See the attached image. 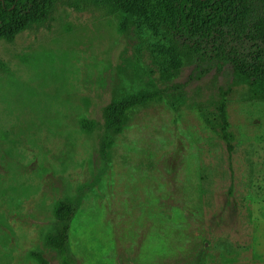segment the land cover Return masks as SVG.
I'll return each instance as SVG.
<instances>
[{
    "label": "rangeland",
    "instance_id": "374dc122",
    "mask_svg": "<svg viewBox=\"0 0 264 264\" xmlns=\"http://www.w3.org/2000/svg\"><path fill=\"white\" fill-rule=\"evenodd\" d=\"M142 2L172 29V0ZM171 46L136 13L64 3L0 41V264H58L44 238L84 184L76 264H264V87L223 64L190 81L194 65ZM148 92L160 96L126 113L100 176L102 108Z\"/></svg>",
    "mask_w": 264,
    "mask_h": 264
},
{
    "label": "trees",
    "instance_id": "16d2710c",
    "mask_svg": "<svg viewBox=\"0 0 264 264\" xmlns=\"http://www.w3.org/2000/svg\"><path fill=\"white\" fill-rule=\"evenodd\" d=\"M59 3L77 11L94 8L103 13H136L147 31L172 44V57L183 53L194 65L189 74L190 81L201 80L223 64L239 73L252 87H264V9L253 15L249 12L248 0H172L175 14L171 30L158 25L143 10L142 0H0V41L10 43L23 30L46 24ZM243 42L249 44L248 49L243 47ZM159 96V92L134 94L102 108V136L98 143L103 169L100 176L109 168V146L122 132L126 113ZM226 102L224 94L218 107V118L222 140L230 151ZM90 189L89 184L81 185L73 200H60L55 205L54 222L43 244L54 253L58 264H76L69 245L70 224L82 197ZM34 254L39 256L37 250Z\"/></svg>",
    "mask_w": 264,
    "mask_h": 264
}]
</instances>
